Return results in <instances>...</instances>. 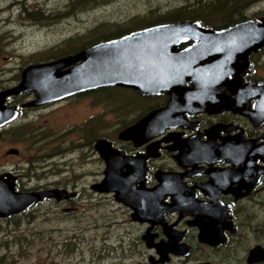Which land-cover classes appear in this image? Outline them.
<instances>
[{
  "label": "flooded vegetation",
  "instance_id": "1",
  "mask_svg": "<svg viewBox=\"0 0 264 264\" xmlns=\"http://www.w3.org/2000/svg\"><path fill=\"white\" fill-rule=\"evenodd\" d=\"M21 6L26 9L23 4ZM26 10L25 12L20 8L23 14L35 13L28 10V5ZM77 13L79 12L65 14ZM258 14L259 12L251 11L245 20L264 23V15ZM237 23L240 22L224 26L218 22L215 28L200 25L202 29L220 32ZM137 30L141 29L134 31ZM87 33L71 35L66 37L64 42L87 37ZM77 42H74L76 47L79 45ZM193 43L194 41L189 40L179 45L177 49L182 50ZM84 49L63 57L73 56ZM215 55L207 53L200 66L210 63ZM50 61L53 60L33 61L26 67ZM236 63L238 66L225 68L222 76L198 80L200 90L197 97L192 96L194 95L192 81L184 79L183 87L188 90L191 97L188 106L177 108L173 105L175 111H171L170 116L167 111V126L151 131L143 137L135 136L136 139L132 141L120 139L121 132L134 126L151 112L166 109L173 95L171 88L146 96L130 89L118 88L136 96L137 102L112 98L117 102L118 109L114 111L118 114L114 120L115 127H111L115 132L112 139L105 135L91 138L90 132L96 127L103 131L107 129L101 126L104 125L101 117L98 120L97 118L103 116L108 122V116L103 112L93 115L88 111H92V98L96 97L97 93L114 88L87 91L40 106H30L35 100L33 93L10 96L4 106L14 108L15 118L0 128V134L3 131L22 130L25 134H22L23 139L19 140L39 143L41 152L49 149L54 143L67 142L71 144L69 151L41 156L36 164L34 162L30 164V161L27 164L34 166L35 169L40 165L39 168L44 171L50 168L52 162L62 163L66 168L59 174H79L84 178L90 174L96 182L105 177L107 170L106 162L95 149L99 141H105L112 153L127 159L128 163H118L120 164L118 174L134 179L131 185L141 188L137 190L138 194H145L149 202L143 206L144 211L148 208L153 211V214H146V211L139 215V220L133 221L132 207L116 202L127 212L129 221L127 226L130 227L126 229V236L121 237L122 240L127 237V242L121 245V250L124 256H131V249L139 255L140 260L136 264H264V258L248 262L252 250L255 248L264 250V112L254 116L252 110L259 96L255 92L250 93L251 89L260 88L264 95V46L250 52L245 60L239 59ZM218 73L221 74L220 70ZM237 79L240 80L243 89L247 88V91L242 93L244 100L241 104L236 101L237 91L234 85ZM19 81L20 74L18 80L15 79L10 84L0 87V91L15 87ZM105 100L107 99H104L102 104L106 103ZM80 106L87 111L81 122L66 123L61 125V129L55 130L56 120L64 118L66 121L72 113L79 111ZM127 106L132 109H127ZM246 109L249 111H245ZM128 110L131 111L130 114ZM111 121L114 126L112 119ZM13 150L11 153L15 156L20 154L18 150L16 153ZM68 154L70 160L64 159ZM73 155L78 159L76 160ZM53 156L54 158H51ZM74 162H77V166H74ZM91 165H96V171H88ZM125 167L132 171L127 172ZM42 174L47 176L46 172ZM5 175L10 176V173ZM19 177L11 174L8 178L14 183L15 191L18 193L44 192L51 189L65 190L68 194L75 193L73 198L60 201L49 199L45 202L55 201L57 205L65 206L81 196L79 190L67 187L41 186L37 189L19 191L20 186L17 188L16 182ZM101 196L111 198V202H115L113 194ZM137 203L138 200H135L134 204ZM70 210L66 208L65 212ZM20 215L11 216L6 220L13 221L20 218ZM207 227L209 229H205ZM201 230L204 233L202 240ZM146 234L149 235L148 240L145 239ZM168 240H178V245L190 249L189 254L187 256L168 254L164 262H161L156 245L166 244ZM125 245H128V251L127 248L123 250Z\"/></svg>",
  "mask_w": 264,
  "mask_h": 264
},
{
  "label": "rangeland",
  "instance_id": "2",
  "mask_svg": "<svg viewBox=\"0 0 264 264\" xmlns=\"http://www.w3.org/2000/svg\"><path fill=\"white\" fill-rule=\"evenodd\" d=\"M80 1L0 0V87L10 84L23 68L37 61L31 58L34 54L42 53L39 58L43 60L56 53L64 54L59 49L52 50L63 48L66 37L84 35L101 23L124 24L133 17L147 16L151 9L162 10L185 3L184 0H94L73 10L74 4ZM22 4L26 9L28 5L30 12H51L46 15H56L57 18L45 24L34 23L20 11V8L23 10ZM67 10L79 13L63 18ZM254 11L259 12V16L264 15V0L255 5ZM108 92L115 93L114 98L120 101L137 102V98L118 88L100 91L92 98V111L88 112L93 115L103 112L108 116V122L103 116L97 120L101 117L104 124L101 126L107 128L104 130L105 137L112 139L115 132L111 127H115L114 120L118 113H114L117 102L108 97ZM104 99H107V104H102ZM78 110L66 121L64 118L56 120L55 130L61 129V125L66 123L81 122L87 111L83 110V106ZM128 111L130 114L131 111ZM22 134H25L22 130L3 131L0 134V175H19L16 181L17 188L20 186L19 191L41 186L67 187L79 190L81 196L65 206L57 205L54 200L44 201L13 221L0 218V264H136L140 260L139 255L131 249V256H124L121 250V245L127 242V237L123 240L121 237L126 236V229L130 228L127 226V212L116 202H111V198L90 190V186L96 183L94 177L90 174L85 178L79 174L61 175V170L66 168L61 162H52L50 168L44 171L39 168L40 165L36 171L34 166L27 164L28 161L36 164L41 156L67 152L71 144L54 143L50 145L54 149L52 152L47 150L38 155L36 151L40 152L39 143L20 141L23 139ZM11 149L18 150L20 154L15 156ZM69 157L68 154L64 159ZM73 164L77 166V162ZM95 167L89 166L88 171H96ZM25 172L32 174L26 175ZM42 172H46L47 176ZM66 208L71 210L65 212ZM125 248L128 251V245L123 246V250Z\"/></svg>",
  "mask_w": 264,
  "mask_h": 264
},
{
  "label": "water",
  "instance_id": "3",
  "mask_svg": "<svg viewBox=\"0 0 264 264\" xmlns=\"http://www.w3.org/2000/svg\"><path fill=\"white\" fill-rule=\"evenodd\" d=\"M189 40L194 41L191 46L182 50L177 49L179 45ZM263 46L264 23L250 20L220 32L202 29L198 22L161 24L131 32L123 37L96 44L73 56L25 68L20 74L21 80L17 86L0 92V128L15 118L14 108L4 106L9 96L31 92L35 100L30 106H40L101 88H125L142 96L171 88L173 95L166 109L151 112L134 126L121 132L120 139L132 141L136 139L135 136L143 137L151 131L167 126V111L170 116V113L175 111L173 105L177 108L188 106L191 97L188 90L183 87L184 79L192 81L194 87L192 96L197 97L200 90L198 80L222 76L224 70L237 65L236 61L245 60L250 52L257 51ZM207 53L216 55L210 63L200 66ZM236 81L234 85L237 91L236 101L241 104L244 100L242 93L246 92L247 88L243 89L239 79ZM261 90L260 88L250 90V93L255 92L259 96L252 110L254 116L264 112V95ZM95 149L106 162L107 170L103 180L93 184L90 189L98 194L113 193L116 202L130 205L133 221L139 220V215L146 211V214H153L150 208L144 211L143 206L149 202L145 194H138L137 190L141 188L131 185L134 179L118 174L120 164L128 163L127 159L112 153L108 143L103 140L96 144ZM125 168L129 172L130 169ZM10 176H0V218H10L12 215L24 213L36 203L47 199L60 201L75 197V193L68 194L65 190L16 193L14 183L8 179ZM135 200L139 203L134 204ZM200 232L202 240L204 233L202 230ZM145 239H149L148 234ZM177 242L178 240H168L166 244L156 245L161 262H164L168 254L174 256L189 254L190 249L178 245ZM256 258L262 260L264 250L258 248L252 250L248 262Z\"/></svg>",
  "mask_w": 264,
  "mask_h": 264
},
{
  "label": "trees",
  "instance_id": "4",
  "mask_svg": "<svg viewBox=\"0 0 264 264\" xmlns=\"http://www.w3.org/2000/svg\"><path fill=\"white\" fill-rule=\"evenodd\" d=\"M90 1L94 0H82L77 4H74L73 10L79 9L81 6L88 4ZM259 1L260 0H184L185 3L180 6H174L171 8L166 7L162 10L159 8H154L149 10L147 16L141 18L133 17L124 24L101 23L95 28L91 29L87 33V37L77 38L76 40L69 39L64 42L63 48L60 47L52 50L56 51L59 49L64 54L56 53L54 56L46 57L47 59L43 60L39 58V55H42V53H40L34 54L31 58L36 59L38 62L55 60L80 49H84L87 46L95 45L102 41L119 38L136 29L147 28L158 24L197 21L201 25L208 28H215L218 22L220 25L226 26L230 23L241 22L247 19L248 14L251 11H254L255 5ZM23 10L26 12V9ZM65 13L74 12L72 10H67ZM65 13H63V18H67ZM25 14L27 19L38 24H45L48 21H53L57 18L56 15H46L43 11H37L34 13V15H29L27 13ZM75 41H78L77 44L79 45L77 47L75 46ZM114 94L115 93H110V95ZM114 97L115 96H109V98ZM127 102L130 101L127 100ZM128 108L130 110L132 109L131 107L127 106V109ZM115 111H118L117 107H115ZM102 133L103 135H101ZM90 135L92 139H95L97 137H104L105 134L101 128L96 127L94 130H91ZM38 149H40V147H38ZM47 150L51 152L53 151V149L49 148L46 149L45 152H47ZM36 152L38 155L41 154V151ZM30 164H33V162H30Z\"/></svg>",
  "mask_w": 264,
  "mask_h": 264
}]
</instances>
